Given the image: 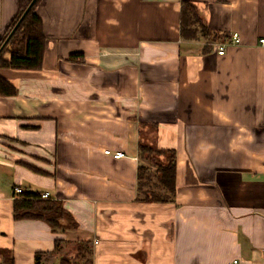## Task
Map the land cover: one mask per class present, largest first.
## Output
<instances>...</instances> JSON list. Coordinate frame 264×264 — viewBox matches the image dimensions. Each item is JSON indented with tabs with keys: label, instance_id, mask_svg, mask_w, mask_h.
<instances>
[{
	"label": "crops",
	"instance_id": "obj_1",
	"mask_svg": "<svg viewBox=\"0 0 264 264\" xmlns=\"http://www.w3.org/2000/svg\"><path fill=\"white\" fill-rule=\"evenodd\" d=\"M191 1L197 39L182 0L39 4L42 69L0 68L18 88L0 96V250L15 264H62L83 241L71 264H264V0ZM17 12L0 0V40ZM150 141L176 151L174 202L137 200ZM16 187L49 192L78 227L16 220Z\"/></svg>",
	"mask_w": 264,
	"mask_h": 264
},
{
	"label": "trees",
	"instance_id": "obj_2",
	"mask_svg": "<svg viewBox=\"0 0 264 264\" xmlns=\"http://www.w3.org/2000/svg\"><path fill=\"white\" fill-rule=\"evenodd\" d=\"M32 0H18V12L12 23L0 40V68L16 70H41L44 65L46 50V35L44 22L38 12L42 0H37L26 16L19 23L25 10ZM198 7L191 0H182L181 33L183 38L197 39L201 22ZM19 23V24H18ZM18 25V26H17ZM17 27L5 44L13 29ZM72 61H84L83 54H72ZM18 88L12 82L0 75V96H14ZM153 141L140 143V157L155 166L153 174L150 167L140 163L138 174V201L147 203L174 202L177 194V154L173 149L156 148ZM165 159V161H163ZM40 191L26 190L14 199V217L16 220L36 219L45 221L54 231L68 230L78 227L73 215L66 209L64 203L54 198H42ZM60 244L57 241L56 246ZM91 249L89 242H78L76 258H62V264H71L85 257ZM3 259L0 264H15L10 250H0ZM39 262V259H37Z\"/></svg>",
	"mask_w": 264,
	"mask_h": 264
},
{
	"label": "built area",
	"instance_id": "obj_3",
	"mask_svg": "<svg viewBox=\"0 0 264 264\" xmlns=\"http://www.w3.org/2000/svg\"><path fill=\"white\" fill-rule=\"evenodd\" d=\"M240 42H241L240 34L238 32H234L233 35H232V37H231V43H233V44H239ZM261 42H264V39H261ZM217 48H218V54L219 55H224L225 54V50H226L225 44H219ZM105 152L107 154H112V151L110 149H107ZM113 155L116 158H121V157L124 156V153H122V152H116ZM22 192H23V189H21L20 187H16L15 188V193L17 195H19ZM50 197H51V195H50L49 192L42 193V198L48 199ZM228 264H241V261L239 259H234V260L230 261Z\"/></svg>",
	"mask_w": 264,
	"mask_h": 264
},
{
	"label": "water",
	"instance_id": "obj_4",
	"mask_svg": "<svg viewBox=\"0 0 264 264\" xmlns=\"http://www.w3.org/2000/svg\"><path fill=\"white\" fill-rule=\"evenodd\" d=\"M36 1H37V0H32V2L29 4V6L27 7V9L25 10V12H24L22 18L20 19L19 23H20V22L22 21V19L26 16V14L29 12V10H30L31 7L35 4ZM19 23H18V24H19ZM17 26H18V25H17ZM16 28H17V27H15V28L13 29V31H12L11 34L9 35L8 39L5 41V44L8 42V40L10 39V37L12 36V34L14 33V31H15Z\"/></svg>",
	"mask_w": 264,
	"mask_h": 264
},
{
	"label": "rangeland",
	"instance_id": "obj_5",
	"mask_svg": "<svg viewBox=\"0 0 264 264\" xmlns=\"http://www.w3.org/2000/svg\"><path fill=\"white\" fill-rule=\"evenodd\" d=\"M152 137H154V136H152ZM163 161H165V159H164ZM145 162H146V161H145ZM147 162L149 163V161H147ZM151 165L154 166L153 164H151ZM151 169H153V170H152V173L155 174V173H154V171H155V166H154V168H151Z\"/></svg>",
	"mask_w": 264,
	"mask_h": 264
}]
</instances>
